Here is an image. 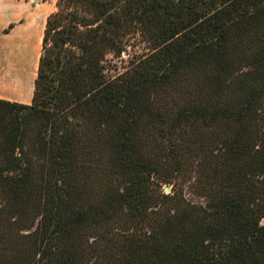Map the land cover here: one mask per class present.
<instances>
[{
	"label": "trees",
	"instance_id": "trees-1",
	"mask_svg": "<svg viewBox=\"0 0 264 264\" xmlns=\"http://www.w3.org/2000/svg\"><path fill=\"white\" fill-rule=\"evenodd\" d=\"M261 218L264 0H56L0 98V264H264Z\"/></svg>",
	"mask_w": 264,
	"mask_h": 264
},
{
	"label": "crops",
	"instance_id": "crops-1",
	"mask_svg": "<svg viewBox=\"0 0 264 264\" xmlns=\"http://www.w3.org/2000/svg\"><path fill=\"white\" fill-rule=\"evenodd\" d=\"M42 5L32 8L25 15L17 20L13 27L9 28L1 38L21 33L19 43L23 50V58L19 59L18 55L3 58L2 48L0 47V98L10 100V102L29 104L31 103L34 92V79L36 72H33L29 83H24L26 71V58L24 49L29 45L33 46L36 51L35 63L38 68V58L42 52V38L45 30L47 13L42 9ZM14 21V20H10ZM5 53V51H4ZM6 59V61H3ZM26 86V88H25Z\"/></svg>",
	"mask_w": 264,
	"mask_h": 264
},
{
	"label": "rangeland",
	"instance_id": "rangeland-1",
	"mask_svg": "<svg viewBox=\"0 0 264 264\" xmlns=\"http://www.w3.org/2000/svg\"><path fill=\"white\" fill-rule=\"evenodd\" d=\"M55 2L56 0H0V37H2L4 35V33L9 30L8 26L10 23L15 24L17 22V20L21 17H23L25 15V13L29 10H31L34 7H37L38 5H42V9L46 10L47 15L50 12H54L55 11ZM3 3H5L6 5H10L11 4V8L13 10L6 12L4 14L3 10H5L3 8ZM3 8V10H2ZM2 10V11H1ZM3 12V15L1 14ZM14 20L13 22L10 20ZM21 33L17 32L15 34H10L9 36H6L4 38L0 39V44L2 45V56L5 54V52H7L6 55H11V57H13L14 55H18L19 59L22 60L21 58H23V50L21 48V45L19 43L20 40V36ZM11 40L13 41L12 43L8 44L7 42ZM132 50V49H131ZM36 51L37 49H35L33 46L29 45L28 47H26V51L24 49V53H25V58H26V70L27 68H30L29 71L35 72L37 70V65L35 63V55H36ZM136 53H140L142 51H144L143 47L138 46L136 47L133 52ZM4 57V56H3ZM15 57V56H14ZM123 59H125V56L122 55ZM114 62L119 61V59H113ZM35 64V67L33 69V65ZM34 70V71H33ZM27 71V74L28 72ZM26 74V73H25ZM32 74L31 75H27L25 77L26 79V83L30 82V79L32 78ZM260 224L264 225V218L260 219Z\"/></svg>",
	"mask_w": 264,
	"mask_h": 264
},
{
	"label": "bare ground",
	"instance_id": "bare-ground-1",
	"mask_svg": "<svg viewBox=\"0 0 264 264\" xmlns=\"http://www.w3.org/2000/svg\"><path fill=\"white\" fill-rule=\"evenodd\" d=\"M3 8L5 9V10H3ZM3 8H2V10H3V12H4V14L6 13V12H9V11H11V10H13L12 8H11V4L10 5H6L5 3H3ZM1 10V11H2ZM3 12L1 13L2 15H3ZM13 41H11V40H9L7 43L8 44H10V43H12ZM2 45L3 44H0V47H2ZM1 51H3V49L1 50ZM6 51V50H5ZM7 54V52H5V54L3 55V56H5V58H9L11 55H6ZM4 58V57H3ZM3 61H6V59H3ZM34 67H35V64L33 65V69H34ZM31 68V67H30ZM30 68H27V70L25 71V77L27 76V75H31L32 74V71H29L30 70ZM35 70V69H34ZM33 70V71H34ZM27 71H29L28 72V74H27ZM24 83H26V79H24ZM25 88H26V86H25Z\"/></svg>",
	"mask_w": 264,
	"mask_h": 264
}]
</instances>
